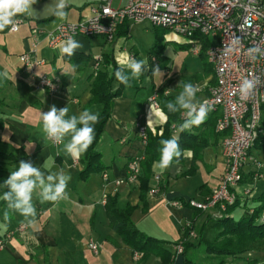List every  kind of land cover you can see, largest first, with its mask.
<instances>
[{
	"label": "crops",
	"instance_id": "0c3cea01",
	"mask_svg": "<svg viewBox=\"0 0 264 264\" xmlns=\"http://www.w3.org/2000/svg\"><path fill=\"white\" fill-rule=\"evenodd\" d=\"M122 1L114 0L112 6L117 8ZM98 2L99 0H68L67 18L60 20L52 14L57 0H38L30 15L17 17L23 20L17 32L10 33L8 28L0 31V72L6 70L10 77L0 79L1 149L6 153L19 149L17 156L20 158L17 162L3 166L6 171L4 178L6 180L10 171L18 168L21 160L31 161L46 174L63 168L71 175L67 186L69 200L59 204H41L38 197H33L37 216L32 225L27 224L22 216L11 210L9 218L5 220L4 211L7 205L0 199V238L7 232L16 230L0 250V264H147L152 258L138 263V258H134L132 250L109 228L102 195L117 194L121 208L126 204H138V185L125 183L116 187L112 183L115 179H124L127 176V163L133 157L141 156L143 152L137 133L138 127L146 126L154 130L165 123L166 116L162 113V108L168 101L175 100L182 91V88L177 90L181 80H188L193 75L199 76V80L193 84L200 87L197 99L202 100L207 96L208 88L215 83L214 74L211 72L205 75L201 63L190 65L185 70V64L183 69H172L173 63L166 59L164 75L169 77L173 74L169 77L173 81L169 85V94H164L165 98L158 99L161 112L153 110L154 122L148 125V99L154 91L162 88L163 83L157 78L158 73L153 74V68L160 69L161 61L155 55L149 59L153 45L148 46L149 51L145 55L139 51L138 43L134 41L143 37V34L136 32L134 25L144 23L123 22L117 28L114 42L110 44L102 38L76 39L83 44V48L78 49L76 54L89 58L86 68L81 71L66 61L67 55L60 52V44L55 49L47 46V36L52 34L61 22L77 23L85 20L90 15V8ZM34 28L41 30L43 36L31 65L25 66L19 61V56L30 50V31ZM151 32L155 41V32ZM107 55L112 56L117 67L118 61L127 56L137 60L146 58L148 66L138 80H131V86L124 87L121 97L113 99L111 117L105 124L97 145L104 169L90 175L88 180L83 182L79 179L83 170L80 162L83 154L73 159L63 152L62 145L53 146L45 140L40 112H47L55 105L57 109L68 106L69 116L78 115L84 109L101 113L102 106L92 105L88 108L87 104L91 99L92 58ZM38 61H43V65H38ZM108 70L110 71V67ZM125 71L127 72V69ZM42 75L60 80L58 93L50 94L38 87L39 77ZM114 88H117V83H114ZM218 115L207 114L199 127L193 126L188 130L195 135L202 134L207 139V145L200 153L201 159L196 162L197 171L194 176L176 179L175 176L180 172V166L176 164H172L163 172L153 166L155 174L150 182L151 189L158 190V183L163 181L168 183L167 191L160 193L158 190V193L152 196L148 194L146 213H142L140 209L133 212L131 219L140 232L174 246L180 239L182 227L194 218V211L187 207L185 200H204L218 186L223 173L221 143L224 137V134L215 131ZM262 117L264 118V110ZM262 127L260 140L242 170V181L237 188V194L245 201L240 204L243 206L235 211L234 217L239 211L240 216L248 214L252 205L258 206L257 199L264 192V125ZM191 157L190 151L184 153L186 168L191 163ZM103 173L108 175L110 181L107 187L102 184ZM188 181H197L193 196L185 191V183ZM5 190L0 187V196ZM246 191L249 192L247 197L244 196ZM172 202L179 205L172 207ZM162 216L165 217L163 222ZM203 216L200 226L205 222L206 215ZM22 225L27 227L23 232H19ZM89 242H95L99 246L97 254L88 249ZM153 259L156 264H160L158 258ZM256 264H264V260H257Z\"/></svg>",
	"mask_w": 264,
	"mask_h": 264
},
{
	"label": "built area",
	"instance_id": "2783aa9c",
	"mask_svg": "<svg viewBox=\"0 0 264 264\" xmlns=\"http://www.w3.org/2000/svg\"><path fill=\"white\" fill-rule=\"evenodd\" d=\"M113 1L99 0L97 5L90 8V15L83 21L61 22L55 31L47 36V46L55 49L69 36L75 39L102 38L110 44L114 42L117 28L123 22H146L187 42L194 41L192 36L195 33L206 37L211 44L205 52V57L213 70L215 83L201 102L208 105L207 114H219L215 131L224 134L221 143L223 173L211 195L198 202L187 199L184 203L191 210L201 211L215 220L224 217L227 209L237 202L241 208L243 205L240 204L245 199L238 196L237 188L242 181V170L263 133L264 56L256 55L253 59L248 50L259 47L264 51V0H123L117 8L112 6ZM17 19V30L8 28L10 33L17 32L23 23L22 19ZM42 36L43 32L37 28L30 31V50L19 56V61L25 66L31 65ZM191 54L195 57L200 54V44L196 41L193 42ZM36 63L43 65V61ZM101 63V56L92 58L93 74L100 68ZM245 78H258L259 83L247 99H242L239 87ZM60 85L58 79L47 75L39 77L38 87L50 94L58 93ZM158 99V93L154 91L148 99L147 108L150 109L151 103L153 110L158 111ZM184 118L182 111L179 119L183 121ZM176 128L173 124V134L177 133ZM146 129V126L137 129L142 149L146 143ZM140 159L141 156L133 157L127 163V176L124 179H115L113 185L118 187L127 183L137 186L141 175ZM101 178L103 186L107 187L110 184L108 175L103 173ZM156 193L157 189H151L149 195ZM106 196L102 195L104 202ZM244 196H249V192H244ZM178 205L177 202L171 204L172 207ZM260 220H264V215ZM26 227L20 226L19 232H23ZM182 228L189 230L188 240L196 238L190 222L185 223ZM183 241L184 239H180L172 247L174 264H182ZM2 245L0 241V248ZM88 249L97 254L99 246L95 242H89ZM133 256L137 259L140 255L134 253Z\"/></svg>",
	"mask_w": 264,
	"mask_h": 264
},
{
	"label": "trees",
	"instance_id": "16d2710c",
	"mask_svg": "<svg viewBox=\"0 0 264 264\" xmlns=\"http://www.w3.org/2000/svg\"><path fill=\"white\" fill-rule=\"evenodd\" d=\"M160 30L162 31L161 34L157 32L154 33L155 43L164 39L165 30ZM192 40L200 44V54L198 58L201 60L204 74H211L213 70L205 57V52L209 48L211 42L199 33H195L192 36ZM193 42H187L186 44L180 45V47L188 50L192 48ZM154 55L158 59L161 58L159 53L155 51V47L150 51L149 59L151 60V57ZM65 59L78 71L84 70L89 61L88 57L76 53L71 57L66 56ZM108 67H110V71ZM117 68L112 56L107 55L102 57L100 68L95 74L91 75V99L87 107L100 105L102 106V111L100 113L99 123L94 126L95 140L80 159L83 170L79 174V179L83 182H86L90 175L104 169L101 161L102 156L97 150V145L101 139L105 124L111 117L112 101L113 99L121 97L125 87V85L120 84L115 78L114 72ZM198 80L199 76L193 75L188 80H181L180 82L183 83L187 81L195 83ZM114 83H117V88H114ZM170 83L171 79L165 77L162 89L158 92L159 98H165L164 91L167 90ZM181 88V86H178L177 90ZM172 101H174V99H172ZM263 110L264 106H262V115ZM181 111L171 113L168 112L166 107H163L162 112L166 116L165 123L154 130L146 129V143L139 161L141 175L138 180V204L135 206L126 204L121 208L118 204L117 194L106 196L104 210L109 228L121 239L125 246L132 250L133 253H138L140 255L138 263H144L153 256L159 259L160 264H174L173 246H170L168 242L151 238L140 232L133 223L131 216L137 209H140L142 213H146L148 210L147 196L151 190L150 182L155 174L153 170L154 162L160 159V140L176 136V134H173L172 124H175L177 127V137L182 150V156L179 158V162L177 163L174 160L172 163L180 166V172L175 176L176 179L194 176L197 171L196 162L201 159L200 153L207 145V139L203 137L202 134L195 135L188 130H179L178 125L183 123V121L179 119ZM263 125L264 118L262 117V126ZM1 145L2 143L0 142V185L5 181L4 175L6 171L3 166L6 163H14L20 159L17 156L19 149L6 153L1 149ZM186 151L192 153L191 163L187 168L184 166V153ZM167 184V182L158 183V190L160 193L167 191ZM257 202L259 203L258 206L251 210V212L249 211L248 214L246 213L241 216L238 220H234L233 216L235 211L239 209L238 202L227 209L224 217L216 220L201 211L194 210L192 229L194 230L193 223L195 220L201 218L203 215H206L205 222L199 227L196 237L197 240L195 242L188 240L189 230H184L183 253L181 256L182 264H200L197 262V257H203L207 264H232V261H240L242 264H256L257 260H246L241 256L251 251H264V220H260L261 216L264 215V192L257 199ZM207 223H209L210 226H207ZM210 230L214 232L211 238L208 237ZM227 259H231V263H228Z\"/></svg>",
	"mask_w": 264,
	"mask_h": 264
},
{
	"label": "clouds",
	"instance_id": "9594fccd",
	"mask_svg": "<svg viewBox=\"0 0 264 264\" xmlns=\"http://www.w3.org/2000/svg\"><path fill=\"white\" fill-rule=\"evenodd\" d=\"M36 3L37 0H0V31H4L6 28L17 30L19 24L17 17L30 15L34 11L33 5ZM68 6V0H57L52 14L60 20H65L68 15L66 12ZM82 48L83 44L72 36L59 45L60 52L69 57L75 55L76 51ZM248 51L253 59L256 58V55L264 56V51L259 47L250 48ZM118 64L119 67L114 72L115 78L120 84L129 87L131 80H138L144 74L148 60L146 58L137 60L127 56L124 60L118 61ZM157 73H161L159 67L153 68V74ZM8 78L10 77L6 70L0 72V79ZM258 83V78L243 79L239 87L241 98L247 99ZM178 86L182 87V91L174 101H168L165 107L171 113L183 110L185 118L183 123L178 125L180 131L190 130L193 126L199 127L205 121L209 110L206 103L197 99L200 87L191 82H180ZM168 94V91H165V95ZM153 117V105L150 103L148 125L154 122ZM40 120L44 139L58 146L62 145L63 152L76 159L93 144L95 140L94 126L99 123L100 113L84 109L78 115L69 116L68 106L57 109L53 105L49 111L40 112ZM160 145V159L154 162V169L163 172L172 165L174 160L179 162L182 150L177 136L161 139ZM70 180L71 175L63 168L46 174L40 167L34 166L31 161L21 160L18 168L15 171H10L9 177L0 185L6 189L0 196V199L7 205L4 219L9 218V210H11L22 216L27 224H34L37 211L33 197H38L41 204H59L61 201H67L70 198L67 191Z\"/></svg>",
	"mask_w": 264,
	"mask_h": 264
},
{
	"label": "rangeland",
	"instance_id": "374dc122",
	"mask_svg": "<svg viewBox=\"0 0 264 264\" xmlns=\"http://www.w3.org/2000/svg\"><path fill=\"white\" fill-rule=\"evenodd\" d=\"M144 27H147V29H145ZM134 29H136V32L143 34L142 39L137 38V39H139V42L137 41V39L134 40L135 42L138 43L139 51H141V53H144L146 55L147 51H149L148 50V46H150V45L152 46L153 45V47H155V51L158 52L159 56L161 57L159 59L161 61V66H160V69H161L160 72L161 73L157 74V78L159 79L160 83L161 82L163 83V80L165 78L164 67L166 65V63H165L166 58L171 60V62L173 63L172 64V69H177L179 67L181 69H183V65L184 64H185L184 70L187 69L190 65H193V64L194 65L195 64H199L200 65L201 60L198 59V57H195V56H193L191 54V49L192 48L186 50V49H182L180 47V45L186 44L187 40H185L183 38H180V37H177L174 34L170 33L169 31L165 30L164 39L162 41H160V42L155 43V41H153L152 32L151 31H154V32H157V33L161 34L162 31L160 29L154 28L148 23H144V24H141V25H134ZM163 58H165V59H163ZM181 65H182V67H181ZM201 65H202V63H201ZM194 73L195 72H193V74ZM172 75L173 74H170L169 77H172ZM171 81H173L172 78H171ZM160 90H156L157 93ZM208 90H209V88H208ZM208 90H207V93H208ZM165 91L169 92V86H168L167 90H165ZM165 91H164V94H165ZM204 99H205V97L202 100H204ZM202 100H200V101H202ZM158 111L161 112L160 110H158ZM172 125H171V127H172ZM196 183H197V181H188L187 183H185L186 184L185 185V191L188 192L191 196H193L194 189H195V187H197ZM213 190L211 191V193L213 192ZM190 200H194V201L198 202V200H195V199H190ZM254 208H255V205H252L251 207H249L250 210H253ZM240 217L241 216H240V211H239V212H237L235 214L234 220H238ZM163 218L165 219V217L162 216L161 217V222H163ZM203 219H204V216L201 217L200 219H198L196 221V223H193L194 233L196 234V237H197V231H198V229L200 227V224L203 222ZM189 222H190V224L192 226V221H189ZM207 224H208V226H210L209 223H207ZM181 230H182V232L180 234V239H184V235H183L184 229L182 228ZM15 231H9L3 237L0 238V241L3 244L2 245L3 247L0 248V250H2L4 248V246L7 244V242L12 237L11 234L15 233ZM213 233L214 232L212 230H210L209 233H208V237L211 238L213 236ZM23 234L24 233H22V235ZM196 240H197L196 238L191 239L192 242H195ZM151 257H150L151 259H149L147 264H156L154 259H153L155 257H153V256H151ZM241 257L246 258L248 260H252L253 258H256V260H264V251H251V252L245 253ZM139 259H140V256L137 259V261H139ZM231 261H232L231 259H227L228 263H231ZM197 262H199L200 264H207L204 261L203 257H197ZM232 264H240V262L239 261H232Z\"/></svg>",
	"mask_w": 264,
	"mask_h": 264
}]
</instances>
